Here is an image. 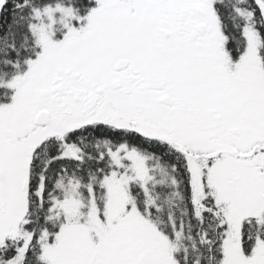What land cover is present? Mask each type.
Returning a JSON list of instances; mask_svg holds the SVG:
<instances>
[{
  "label": "snow or ice",
  "instance_id": "snow-or-ice-1",
  "mask_svg": "<svg viewBox=\"0 0 264 264\" xmlns=\"http://www.w3.org/2000/svg\"><path fill=\"white\" fill-rule=\"evenodd\" d=\"M0 264H264V0H0Z\"/></svg>",
  "mask_w": 264,
  "mask_h": 264
}]
</instances>
